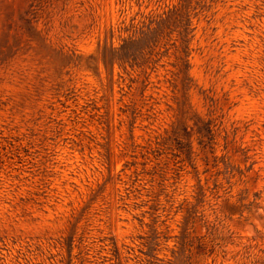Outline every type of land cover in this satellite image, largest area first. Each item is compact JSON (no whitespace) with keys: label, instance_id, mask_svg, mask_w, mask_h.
I'll return each mask as SVG.
<instances>
[{"label":"rangeland","instance_id":"1","mask_svg":"<svg viewBox=\"0 0 264 264\" xmlns=\"http://www.w3.org/2000/svg\"><path fill=\"white\" fill-rule=\"evenodd\" d=\"M0 264H264V0H0Z\"/></svg>","mask_w":264,"mask_h":264}]
</instances>
